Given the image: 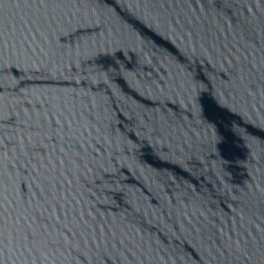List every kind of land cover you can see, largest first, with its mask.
I'll return each instance as SVG.
<instances>
[{
  "label": "water",
  "instance_id": "95a60500",
  "mask_svg": "<svg viewBox=\"0 0 264 264\" xmlns=\"http://www.w3.org/2000/svg\"><path fill=\"white\" fill-rule=\"evenodd\" d=\"M0 264H264V0H0Z\"/></svg>",
  "mask_w": 264,
  "mask_h": 264
}]
</instances>
